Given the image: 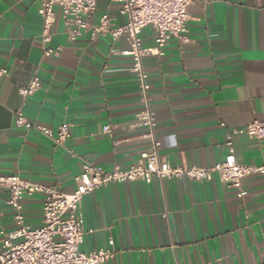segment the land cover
Returning a JSON list of instances; mask_svg holds the SVG:
<instances>
[{
	"label": "crops",
	"instance_id": "0c3cea01",
	"mask_svg": "<svg viewBox=\"0 0 264 264\" xmlns=\"http://www.w3.org/2000/svg\"><path fill=\"white\" fill-rule=\"evenodd\" d=\"M98 15L126 23L122 4L97 0ZM40 0H0V177L18 175L64 194L92 162L109 170L137 165L152 151L138 116L142 100L124 39H68L60 10L44 42ZM264 0H196L186 40L143 61L159 155L171 166L212 167L229 156L227 133L264 123ZM98 23V16L91 19ZM145 47L156 32L142 33ZM47 51L52 53L46 55ZM38 74L41 89L24 100L19 88ZM21 111L38 126L70 136L55 145L38 130L15 126ZM110 126L109 133L103 128ZM234 157L264 165V144L233 139ZM243 200L215 175L210 181L153 179L111 184L86 195L84 253L105 249V264H264V176L244 180ZM9 194L0 190V230L18 228ZM43 196L24 198V224L42 225Z\"/></svg>",
	"mask_w": 264,
	"mask_h": 264
},
{
	"label": "built area",
	"instance_id": "2783aa9c",
	"mask_svg": "<svg viewBox=\"0 0 264 264\" xmlns=\"http://www.w3.org/2000/svg\"><path fill=\"white\" fill-rule=\"evenodd\" d=\"M122 4L121 14L126 23L115 25L108 14L98 15L97 0H40L38 13L42 19L44 42L51 39L50 29L55 22L57 9L60 10L67 28L68 39L77 41L84 33L92 38L108 37L113 43L124 39L128 45L123 55L133 60L132 72L137 76L145 110L138 116L146 128V138L152 142V151L141 155L137 165L128 169L115 166L109 170L92 162L83 165L81 174L75 177L76 189L64 194L50 186L25 181L18 175L1 176L0 190L9 194L8 206L16 211L14 221L18 228L12 232L0 230V264H105L114 257L111 250L99 249L84 253L81 246L85 239L84 216L81 203L86 195L95 190L127 182L141 181L150 184L153 179L176 180L187 178L194 181H210L217 175L227 187L237 191L243 200L246 191L244 180L253 175L264 176V165L247 166L234 157L233 139L244 136L264 144V123L252 122L227 133L229 156L225 161L212 167L171 166L159 155L160 142L155 135L156 120L150 109L149 75L143 61L147 57L162 56L172 39L186 40L189 22L188 9L196 0H116ZM264 13V10H263ZM98 16V23L91 19ZM147 27L156 32L155 44L145 47L142 33ZM47 51L46 55L51 54ZM6 73L0 70V75ZM41 89V80L35 74L28 86L19 88L24 100L34 96ZM15 126L27 130L36 129L55 145L61 146L70 136V126L61 125L55 132L38 126L26 118L23 112L15 113ZM110 126L103 128L109 133ZM43 196L42 225L30 227L24 224L22 216L24 198ZM1 216V213H0Z\"/></svg>",
	"mask_w": 264,
	"mask_h": 264
}]
</instances>
